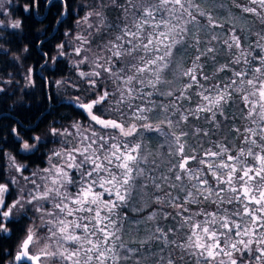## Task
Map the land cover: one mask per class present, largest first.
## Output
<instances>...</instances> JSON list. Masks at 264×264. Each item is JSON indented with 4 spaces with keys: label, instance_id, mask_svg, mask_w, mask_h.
Masks as SVG:
<instances>
[{
    "label": "snow or ice",
    "instance_id": "obj_1",
    "mask_svg": "<svg viewBox=\"0 0 264 264\" xmlns=\"http://www.w3.org/2000/svg\"><path fill=\"white\" fill-rule=\"evenodd\" d=\"M4 3L0 0V15H10ZM109 3L121 10L113 22L106 23L100 11L88 12L76 22L78 27L87 24V33L72 38L66 31L69 39L50 57L54 64L65 58L70 75L76 72V80H56L58 88L70 86L79 92L80 83H87V95L67 101L81 119L72 118L68 124L61 122L68 117L53 120L46 133L24 139L19 129L25 124L10 114L3 116L15 119L11 134L21 145L17 155L33 157L46 149L30 175H25L28 164L4 153L9 175L0 174V240L20 234L16 254L7 264H128L133 260L129 253L150 250L152 241L166 240L169 233L184 228L189 232L186 240L166 242L196 256V264H244L253 253L250 264H264V44L258 42L260 52L252 55L234 23L228 39L221 41L220 34L201 39L202 32L225 28L215 13L229 0ZM231 3L242 13L264 10V0H245L242 8L238 0ZM105 6L100 0L101 9ZM24 11H29L28 5ZM93 15L101 17L99 25L89 22ZM260 22L264 24V17ZM21 26L19 19L10 17L7 25L0 20V27ZM258 35L264 40V30ZM221 44L229 55L223 64L217 59ZM0 52L7 54L2 48ZM31 74L29 68V85ZM238 100L241 113L247 109L245 119L257 125L245 129L250 135L238 153L225 141H213L209 148L189 143V135L210 137L222 128L239 136L235 117L228 112ZM44 115L27 130L35 131ZM200 120L212 127L202 129ZM181 125L191 127V133ZM161 135L171 159L167 175H154L156 168L144 166L151 155L146 149ZM157 218L163 219L167 231L158 224L146 238L123 240L126 231L139 234L142 223ZM41 242L43 247L33 251ZM5 255L12 252L0 253V264ZM168 264L176 261L170 257Z\"/></svg>",
    "mask_w": 264,
    "mask_h": 264
},
{
    "label": "trees",
    "instance_id": "obj_2",
    "mask_svg": "<svg viewBox=\"0 0 264 264\" xmlns=\"http://www.w3.org/2000/svg\"><path fill=\"white\" fill-rule=\"evenodd\" d=\"M86 1L87 0H65V6H67V18L58 25L57 31L54 35L50 39L44 41L41 47L38 48L37 45H40V41L52 32L53 26L61 14L62 7L60 2H51L44 19L38 21L34 16L33 9L35 7L37 15H42L47 0H38V3L37 0H10V3L8 0H5L4 11L10 15H0V20H3L4 24L7 25L10 22L7 18L11 17V19H19L22 21V26L21 29L0 27V48L7 50V54L0 52V88L5 89L3 93H0V139L7 137V139L0 144V149H2V151H0V174L4 176L9 175L7 159L4 157L5 152H11L17 159L18 163L28 164L29 169L25 175H30L37 166V163H39L37 157L46 151L45 148H41V153H37L36 156L28 158L17 155L21 145L20 143L14 142L11 134L12 127L17 125L15 119H4L3 116L5 114H10L12 117H15L25 124V128L19 129L24 136V139H29L32 136L46 133L49 128V123L53 120H61L62 117H68V119L61 120L62 123L68 124L72 118L77 120L81 119V117L76 115L73 109L64 102V100L77 94L82 96L87 95L85 90L88 88V85L86 82H81L79 85V92L70 86L58 88L55 84L56 80L69 76L71 79L76 80V72L75 70H72L70 75V61L65 58H58L60 62L54 64L50 57L57 55L56 46L58 44L69 39L64 35L66 31H71L72 38H74L77 33L81 32L77 27V19L74 16V10H77L76 15L78 17L85 16L90 12L86 11L87 9H90L87 6L88 1ZM238 2L241 8L245 6V0H238ZM104 4L106 5L104 8L101 9L98 5L97 7L92 8V11H100L106 23L113 22L117 15L120 14L121 10L110 4L109 0H105ZM25 5H28L29 7V11L27 12L24 11ZM252 6L256 7V5ZM158 14L159 13L156 15ZM215 14L219 17V23L225 24V28L223 30L215 29L213 32L200 33L202 40H211L213 34H220L221 41L228 39L231 35L229 29L234 23L237 32L243 37L242 43L246 48L248 45L251 46L252 55H256L260 52V49L256 47V44L258 42L264 44V40H261L258 35L264 30V24L260 22L261 17H264V10L258 9L257 14L242 13L240 8L233 6L231 0H229L228 5L225 8L218 10ZM163 15L165 17L167 16L166 13H163ZM100 19L101 17L93 15L89 18V21L93 25H99ZM127 19L128 22H131L132 17L129 16ZM82 31L87 33L88 30ZM213 43L216 42L213 41ZM221 47L223 48V52L217 57V59L220 64H223L225 60L229 59V55L228 49L222 44ZM25 48L28 49L26 52L24 51ZM67 51L71 52L72 48L69 47ZM232 52L237 55L239 54V50L237 49H232ZM43 53L48 54L46 65L40 69V73L45 77L44 79L37 73V69L44 61ZM29 68L32 69L31 85H29L27 80ZM84 70L87 71L88 68L85 67ZM227 75H231V73H227ZM45 80L48 83L47 89L45 86ZM8 81L11 82L9 83ZM49 81H51V83H49ZM50 96L52 98L51 101L49 100ZM10 106L13 107L10 108ZM242 107V102L238 100L235 106L228 109L229 115L235 117V127L240 129L239 136H237V133L234 131L229 132L227 129L222 128L210 137L201 136L197 139L196 137L189 135V143L195 145L202 142L204 148H209L212 147L213 141H225V143L233 149L234 153H238L240 147L244 146L242 144L244 137L250 135L245 129L257 127L252 119H245L247 109L241 113L240 108ZM41 113H45V115L40 122L39 127H37L35 131L27 130V125L35 123ZM193 123L196 122L193 121ZM198 126L205 130L212 127L204 120H200ZM229 126L231 127V121H229ZM181 127L183 130L190 133L192 131L191 127L187 125H181ZM180 130V128L175 129L177 134H179ZM152 135L155 136L156 134L153 133ZM225 137H227V140H225ZM161 141L163 142L162 147L160 144ZM47 147L57 148L59 145L49 144ZM168 152L169 147L165 142L164 137L161 135L158 141L149 142V147L146 149V153H151V155L148 156V163L144 166L149 169L156 168V171L152 173L154 175H160L161 173L167 175V166L171 159L168 156ZM153 161L155 162L153 163ZM157 165L159 166L158 168ZM10 174L16 175L14 170H12ZM20 183L23 185V180H21ZM37 223H39V221H37ZM168 223L174 222L169 220ZM143 224L145 228H148L146 231L139 234L135 232L129 234L126 231L123 235V240L128 242L133 239L146 238L152 232H155L158 224L164 227L165 231H167L165 222L161 218L147 221ZM176 227L179 228L178 225H176ZM145 233L147 235H145ZM45 234L46 232H38L39 236ZM187 234H189L188 229L184 228L182 232L169 233L166 240L179 243L186 240ZM19 236L20 234L17 232L11 239L0 240V253H3L5 250H10L12 252L11 256L5 255L3 257L4 264L10 261L16 252L17 239ZM166 240L165 238H161L152 241L150 250L141 249L139 254L129 253L130 255H133V260L129 261L128 264H135L136 260H141V264H168L170 257L176 261V264H196V256L189 255L187 251L177 248L175 244L166 242ZM129 246L139 247L138 244H129ZM119 251L121 255L125 253V249L123 248L119 249ZM181 255L184 257L183 260L179 259ZM235 255L239 256L240 253H236ZM252 255H254V253L248 254L245 258L244 264H250Z\"/></svg>",
    "mask_w": 264,
    "mask_h": 264
},
{
    "label": "water",
    "instance_id": "obj_3",
    "mask_svg": "<svg viewBox=\"0 0 264 264\" xmlns=\"http://www.w3.org/2000/svg\"><path fill=\"white\" fill-rule=\"evenodd\" d=\"M53 1H58V2H60L61 7H62L61 14H60L59 18L57 19V21H58V20H62V21H64V20L67 18V9H66V6H65V0H47L46 5H45V10H44V12H43L42 15H37V13H36V8L34 7V9H33L34 16L36 17V19H37L38 21H42V20L44 19V17H45L46 14H47V9H48V7H49V4H50L51 2H53ZM57 21L55 22V24H54V26H53L52 32H51L46 38H44V39L41 40V41L44 42V41L50 39V38L54 35V33L57 31V27H58V25L60 24V23H57ZM41 41H40V43H41ZM43 56H44V53H43ZM46 59H47V58L44 56V61L42 62V64H41V65L39 66V68L37 69V73H38V74L41 76V78H43V79H44L45 77H44V75H42V74L40 73V69L43 68V67L46 65V62H45ZM45 86H46V89H47V87H48V83H47L46 80H45ZM67 101H68V99L64 100V102H65L66 104H68ZM49 107H50V105H49ZM15 254H16V252L14 253L12 259L14 258ZM12 259H11V260H12ZM5 264H7V263H5Z\"/></svg>",
    "mask_w": 264,
    "mask_h": 264
},
{
    "label": "rangeland",
    "instance_id": "obj_4",
    "mask_svg": "<svg viewBox=\"0 0 264 264\" xmlns=\"http://www.w3.org/2000/svg\"><path fill=\"white\" fill-rule=\"evenodd\" d=\"M88 1V3H87V6L90 8V9H87L86 11H92V8H94V7H97L98 5L100 6V0H87ZM86 1V2H87ZM104 2H105V0H104ZM77 11V10H76ZM75 10H74V16H75V18L77 19V20H80V19H82L83 17H78L77 15H76V12ZM93 12V11H92ZM87 15V14H86ZM159 15L160 14H158L157 15V17L159 18ZM166 15H167V13H166ZM167 17V16H166ZM5 20H6V18H5ZM7 20L8 21H10V18H7ZM77 20H76V22H77ZM90 22V21H89ZM91 23V22H90ZM78 27V26H77ZM81 31L82 30H88V26H87V24H81V25H79V27H78ZM261 44V43H260ZM162 141L160 142V144L162 145ZM159 150V149H158ZM145 222H147V221H145ZM148 228H145V226H144V224L142 223L141 225H140V232L139 233H142V232H144V231H146ZM145 235H147L146 233H145ZM41 247H43V242H41V243H39V244H37L34 248H33V251H37L39 248H41Z\"/></svg>",
    "mask_w": 264,
    "mask_h": 264
}]
</instances>
